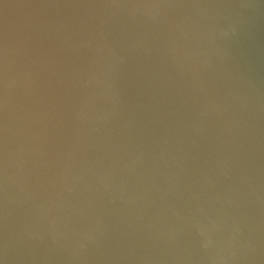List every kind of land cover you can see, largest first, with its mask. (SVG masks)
Listing matches in <instances>:
<instances>
[{"label":"water","instance_id":"95a60500","mask_svg":"<svg viewBox=\"0 0 264 264\" xmlns=\"http://www.w3.org/2000/svg\"><path fill=\"white\" fill-rule=\"evenodd\" d=\"M0 264H264V0H0Z\"/></svg>","mask_w":264,"mask_h":264}]
</instances>
